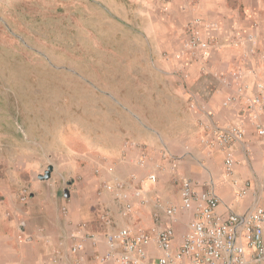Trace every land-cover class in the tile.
Here are the masks:
<instances>
[{
    "label": "crops",
    "instance_id": "crops-1",
    "mask_svg": "<svg viewBox=\"0 0 264 264\" xmlns=\"http://www.w3.org/2000/svg\"><path fill=\"white\" fill-rule=\"evenodd\" d=\"M105 2V11L119 9L126 19L141 20L134 29L139 28L144 37H136L133 43L142 55L149 57L137 60L135 67H142L140 74L146 75L126 80L128 91H134L129 102L125 101L124 90L115 96L121 103L120 119L125 123L114 132L112 141L102 146L100 154L90 147L87 154L61 156L59 165H50L53 172L48 180H41L44 174L34 170L25 172L21 179L13 173L5 185L0 184V196L11 193L10 199L0 202V264H101L97 257L108 250L105 236L131 224L121 215V205L101 190L104 178L130 180L132 174L140 178L158 174V183L146 188L150 204L137 206L135 212L134 224L146 227L152 225L153 200L167 206L180 204L181 178L191 180L199 192L215 191L221 199V212L244 214L260 195L264 183V139L244 103L223 106L232 90L224 86L221 75L241 68L251 84L264 77V0ZM198 17L213 24L211 30L204 26L198 30L205 38L216 40L220 48L213 49L207 62L164 59L161 52L181 47L185 23ZM238 33L242 35L241 42L230 43ZM250 36H254L253 42ZM193 102L204 107L206 115L192 108ZM208 123L216 124L220 130L238 125L244 131L243 141L230 146L237 161L231 177L225 171V152L203 143L214 138L204 127ZM118 132L120 138L116 136ZM143 152L148 155L145 168L136 165ZM113 164L114 175L106 169ZM174 164L176 170L172 171ZM99 167L103 176L97 178L94 170ZM233 180L240 185L235 187ZM245 182H251L252 188L246 197L238 198L236 193ZM23 184L29 187V194L26 202L19 204L14 191ZM259 200L264 205V195ZM191 216V212H181L176 221H167L175 229L176 245L188 231ZM73 234H78V238L73 239ZM91 235L95 237L84 239ZM77 241L82 246L73 254ZM150 253L157 254L153 248ZM246 255L249 264H264L253 262L250 250Z\"/></svg>",
    "mask_w": 264,
    "mask_h": 264
},
{
    "label": "rangeland",
    "instance_id": "rangeland-1",
    "mask_svg": "<svg viewBox=\"0 0 264 264\" xmlns=\"http://www.w3.org/2000/svg\"><path fill=\"white\" fill-rule=\"evenodd\" d=\"M96 1L0 0L1 185L13 173L20 179L29 171L45 174L69 153L87 154L92 147L100 154L123 128L115 96L124 90L129 102L134 91L125 82L146 75L135 65L149 56L133 43L144 37L134 29L141 20L126 19L119 9L105 11L107 2ZM181 49L161 53L176 62ZM26 187L14 191L19 204ZM2 195L0 202L11 193Z\"/></svg>",
    "mask_w": 264,
    "mask_h": 264
},
{
    "label": "built area",
    "instance_id": "built-area-1",
    "mask_svg": "<svg viewBox=\"0 0 264 264\" xmlns=\"http://www.w3.org/2000/svg\"><path fill=\"white\" fill-rule=\"evenodd\" d=\"M200 26H204L206 30L214 27L211 22L203 21L199 17L188 24L182 49L173 56L177 62L186 58L203 62L209 59L214 48H220L216 40L203 36L198 30ZM253 39V36L249 37L250 41ZM240 40L241 37L236 34L230 43L235 44ZM221 76L224 86L232 90L223 106L228 108L239 102L244 103L252 113L256 130L264 139V77L251 84L241 68L232 69L228 75ZM191 107L206 113L204 107L199 108L194 102ZM204 127L212 132L214 138L204 140L203 143L225 152V171L231 177L237 161L230 146L243 141L244 131L238 125L224 130H220L216 124L208 123ZM147 161L148 155L143 152L136 165L145 168ZM106 169L112 175L116 173L115 164ZM171 170H176L175 164L171 166ZM94 172L97 177L102 175L101 168H96ZM180 180V204L167 206L159 200H153L152 225L146 227L142 223L134 224L135 212L137 206L145 207L150 204L151 199L146 194V188L158 183V174L149 173L144 178L132 174L130 180L102 179L101 190L111 194L114 202L121 205V215L131 224L105 236L108 250L99 255L97 261L101 264H249L246 253L250 250L253 262H264V205L259 200L264 195V183L260 195L250 209L244 214H236L220 211L221 199L215 191L199 192L191 180ZM239 183L233 180L235 187ZM251 188L252 183L245 182L236 193L237 197H246ZM27 194L28 191L23 190L22 202H26ZM63 211L68 213L65 208ZM181 212H191L192 216L187 224L188 231L183 235L180 244L176 245L175 229L167 221H176ZM104 218L110 223L109 216ZM94 237L91 235L84 239ZM72 238L77 239L78 234H73ZM81 246V243H76L72 248L73 254H77ZM151 248L156 251L155 256L151 255ZM76 264L81 263L77 261Z\"/></svg>",
    "mask_w": 264,
    "mask_h": 264
},
{
    "label": "water",
    "instance_id": "water-1",
    "mask_svg": "<svg viewBox=\"0 0 264 264\" xmlns=\"http://www.w3.org/2000/svg\"><path fill=\"white\" fill-rule=\"evenodd\" d=\"M53 172V168L51 166L48 167V170L45 172V174L43 176H40L41 180H48L51 178ZM67 197H69V194L66 195Z\"/></svg>",
    "mask_w": 264,
    "mask_h": 264
},
{
    "label": "clouds",
    "instance_id": "clouds-1",
    "mask_svg": "<svg viewBox=\"0 0 264 264\" xmlns=\"http://www.w3.org/2000/svg\"><path fill=\"white\" fill-rule=\"evenodd\" d=\"M253 37H254V36H253ZM253 41H254V39H253ZM253 41H252V42H253ZM214 49H215V48H214ZM212 51H213V50H212ZM174 54H175V53H174ZM211 54H212V52H211ZM210 57H211V55H210ZM210 57H209V58H210ZM176 62H177V61H176ZM203 62H207V60H205V61H203ZM99 168H100V167H99ZM94 174H95V172H94ZM27 189H28V188H27ZM28 190H29V189H28ZM21 194H22V193H21ZM28 194H29V192H28ZM28 194H27V196H28ZM65 209H67V208H65ZM63 213H64V211H63ZM64 215H67V214L64 213Z\"/></svg>",
    "mask_w": 264,
    "mask_h": 264
}]
</instances>
